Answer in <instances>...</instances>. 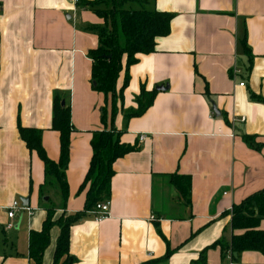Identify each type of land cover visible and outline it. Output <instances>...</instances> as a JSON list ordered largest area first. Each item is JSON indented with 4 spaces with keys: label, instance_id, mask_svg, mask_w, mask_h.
Listing matches in <instances>:
<instances>
[{
    "label": "crops",
    "instance_id": "0c3cea01",
    "mask_svg": "<svg viewBox=\"0 0 264 264\" xmlns=\"http://www.w3.org/2000/svg\"><path fill=\"white\" fill-rule=\"evenodd\" d=\"M146 5L174 14L171 32L129 67L112 120L111 96L95 89L89 55L99 44L91 28L105 21L78 0H0V264H35L30 233L42 229L47 206L55 218L84 209L93 133L109 126L136 148L113 164L110 216L74 221L60 263L72 256L71 264H200L206 249L205 264H264L261 252L224 257L212 246L242 233L231 227L232 207L264 188V0ZM125 75L124 59L118 93ZM143 87L156 90L153 103L129 116ZM56 96L69 104L72 123L66 202L19 131L42 130L48 157L59 161ZM174 175L190 177L189 198ZM14 201L28 202L32 214L18 208L9 217ZM59 234L54 225L42 264H54Z\"/></svg>",
    "mask_w": 264,
    "mask_h": 264
},
{
    "label": "trees",
    "instance_id": "16d2710c",
    "mask_svg": "<svg viewBox=\"0 0 264 264\" xmlns=\"http://www.w3.org/2000/svg\"><path fill=\"white\" fill-rule=\"evenodd\" d=\"M150 0H78L83 8L92 9L105 23L93 26L99 37V44L89 51L94 59L92 79L96 82L95 89L111 96L112 120L118 110V100L122 99V91L129 82V67L138 62L140 55L156 50V40L167 36L171 32L173 13L149 9L146 3ZM137 2L139 8L127 7V3ZM102 5H105L103 8ZM125 59L126 75L120 93L117 90L118 78L123 69ZM156 90H147L143 87L136 97L137 109L132 110L129 116H139L151 107ZM62 98L54 100L52 129L60 134V158L53 161L42 145V130L30 127H19L20 135L27 146L35 150L44 162L45 175L55 178L59 183L63 200L66 202L69 195L66 180V169L70 161V135L72 131L70 106ZM106 122V114H103ZM252 141L250 136L245 137ZM93 155L89 170L81 188L88 186L85 207L73 215L62 214L55 218L56 208L47 206V216L40 231L30 233L29 256L35 264H42L44 251L50 242V231L54 225L60 226L57 239L54 264H71L72 256L60 263L61 258L69 252V228L74 221L95 208L97 203L109 199L111 178L114 175V162L136 147L122 142L121 131L114 126L105 127L93 133L91 140ZM176 186L181 195L189 198L191 180L188 175H174ZM264 219V188L253 193L241 203L232 207L231 227L234 233L229 241L219 240L212 246H220L224 257L233 256L236 252L258 251L264 254V229L260 222ZM204 249L197 260L205 264Z\"/></svg>",
    "mask_w": 264,
    "mask_h": 264
},
{
    "label": "built area",
    "instance_id": "2783aa9c",
    "mask_svg": "<svg viewBox=\"0 0 264 264\" xmlns=\"http://www.w3.org/2000/svg\"><path fill=\"white\" fill-rule=\"evenodd\" d=\"M240 85L243 86L244 82L240 83ZM244 119L245 117H243V120ZM144 138H145V135H140L141 140H143ZM18 208L28 210L29 214H32L33 212L28 206L22 205L18 201H14L12 205L9 207L8 216L12 218L15 215V210ZM87 213L93 215L97 221H101L105 218H108L110 216V199H106V200H103L102 202L97 203L95 208L92 210H89Z\"/></svg>",
    "mask_w": 264,
    "mask_h": 264
},
{
    "label": "rangeland",
    "instance_id": "374dc122",
    "mask_svg": "<svg viewBox=\"0 0 264 264\" xmlns=\"http://www.w3.org/2000/svg\"><path fill=\"white\" fill-rule=\"evenodd\" d=\"M129 6V5H128ZM130 6H132L133 8H139L141 7L140 4H138L137 2H131ZM147 6V5H146ZM148 7V6H147ZM56 189V188H55ZM59 192L58 189H56V191L54 192V198H56V196H58Z\"/></svg>",
    "mask_w": 264,
    "mask_h": 264
},
{
    "label": "water",
    "instance_id": "95a60500",
    "mask_svg": "<svg viewBox=\"0 0 264 264\" xmlns=\"http://www.w3.org/2000/svg\"><path fill=\"white\" fill-rule=\"evenodd\" d=\"M94 84H96V82L94 81ZM159 88H162V87H159ZM62 104H65V101H62ZM45 199L47 200L48 197H45ZM25 206L28 205V202L27 203H24ZM234 255L237 257V253L235 252Z\"/></svg>",
    "mask_w": 264,
    "mask_h": 264
}]
</instances>
